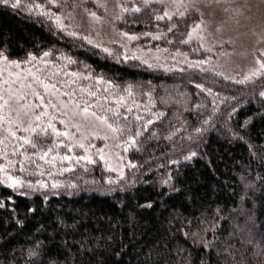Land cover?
Returning a JSON list of instances; mask_svg holds the SVG:
<instances>
[{"label":"trees","instance_id":"obj_1","mask_svg":"<svg viewBox=\"0 0 264 264\" xmlns=\"http://www.w3.org/2000/svg\"><path fill=\"white\" fill-rule=\"evenodd\" d=\"M197 24L193 10L169 14L159 1L130 2L120 20L144 47L203 61ZM57 52L152 117L131 125L122 181L98 161L54 188L0 179V264H264V70L231 81L206 67L150 66L0 3V55Z\"/></svg>","mask_w":264,"mask_h":264},{"label":"rangeland","instance_id":"obj_2","mask_svg":"<svg viewBox=\"0 0 264 264\" xmlns=\"http://www.w3.org/2000/svg\"><path fill=\"white\" fill-rule=\"evenodd\" d=\"M153 1L165 4L169 14L183 16L190 10L198 14L193 36L207 52L205 60L144 47L121 28L125 5ZM0 3L46 17L60 34L87 48L120 52L150 66L206 67L231 81L249 80L264 70V0ZM151 117L134 96L78 66L71 55L46 53L23 60L0 55V179L10 186L58 187L65 183V175L97 161L109 182L122 181L130 165L127 153L137 136L131 125Z\"/></svg>","mask_w":264,"mask_h":264},{"label":"snow or ice","instance_id":"obj_3","mask_svg":"<svg viewBox=\"0 0 264 264\" xmlns=\"http://www.w3.org/2000/svg\"><path fill=\"white\" fill-rule=\"evenodd\" d=\"M5 2H7V0H5ZM137 11H139V9H137ZM167 15V14H166ZM162 18V17H161ZM262 67H264V65H262ZM41 84H42V86L44 87V88H48V85H45V84H43V82L41 81ZM52 87H55L54 85L52 86ZM83 112L85 113V114H87L88 113V107H84L83 108ZM92 115H95V113H92ZM97 119H100V117H97ZM49 127H51V125L49 126ZM57 135H63V133H56ZM26 143L28 142V141H25ZM133 143H134V141H133ZM65 159H67V157H65Z\"/></svg>","mask_w":264,"mask_h":264}]
</instances>
